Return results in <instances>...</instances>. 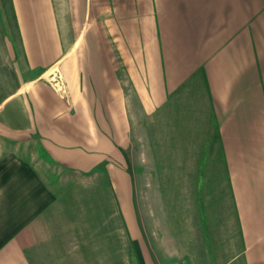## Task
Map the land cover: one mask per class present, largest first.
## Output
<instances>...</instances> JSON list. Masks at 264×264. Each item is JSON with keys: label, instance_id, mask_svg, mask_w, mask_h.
<instances>
[{"label": "crops", "instance_id": "obj_1", "mask_svg": "<svg viewBox=\"0 0 264 264\" xmlns=\"http://www.w3.org/2000/svg\"><path fill=\"white\" fill-rule=\"evenodd\" d=\"M7 4L0 264H160L120 202L146 163L170 180V264H264V0Z\"/></svg>", "mask_w": 264, "mask_h": 264}, {"label": "rangeland", "instance_id": "obj_2", "mask_svg": "<svg viewBox=\"0 0 264 264\" xmlns=\"http://www.w3.org/2000/svg\"><path fill=\"white\" fill-rule=\"evenodd\" d=\"M13 26L9 19L7 0H0V64L7 56L5 41L8 38L14 46L15 54L14 58H7L11 67V61H18L21 57L18 37ZM0 69V77H3L4 68L0 66ZM55 71L59 72L55 68L47 72L48 79L52 74L55 76ZM5 83L8 81H4ZM138 166L140 168L136 171L134 169L137 164H128L132 175L129 174L127 194L120 197L122 214L127 228L128 248L131 249V236H135L142 239L144 245H148L149 251L155 255L154 258L160 264H170V180L156 178V174L152 173L154 165L150 163L139 164ZM117 216L118 213L113 212L111 217L105 220L108 224H105L103 228L105 233L106 228L111 223L112 238L118 236L119 233L122 235V229L119 232L116 226V223H121L120 217L118 219ZM102 231L101 228L100 232ZM149 251L148 256L153 259ZM133 260L129 259L126 263L133 264Z\"/></svg>", "mask_w": 264, "mask_h": 264}, {"label": "built area", "instance_id": "obj_3", "mask_svg": "<svg viewBox=\"0 0 264 264\" xmlns=\"http://www.w3.org/2000/svg\"><path fill=\"white\" fill-rule=\"evenodd\" d=\"M49 81L51 82L52 86L57 91V93L61 97L65 98L66 94H67V89H66V84H65L63 78L61 77V74L59 72L55 71V76L53 74L50 75Z\"/></svg>", "mask_w": 264, "mask_h": 264}]
</instances>
